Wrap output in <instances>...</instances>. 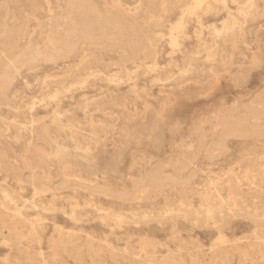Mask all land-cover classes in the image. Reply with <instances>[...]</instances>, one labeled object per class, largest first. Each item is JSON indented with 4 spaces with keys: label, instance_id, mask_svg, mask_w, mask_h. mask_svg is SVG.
Returning <instances> with one entry per match:
<instances>
[{
    "label": "rangeland",
    "instance_id": "rangeland-1",
    "mask_svg": "<svg viewBox=\"0 0 264 264\" xmlns=\"http://www.w3.org/2000/svg\"><path fill=\"white\" fill-rule=\"evenodd\" d=\"M91 1L140 43L74 33L51 59L76 16L69 0H0V75L39 52L0 90V264H264V219L252 218L264 216V138L211 149L228 121L253 114L264 127V0L232 34L224 21L239 4L205 0L174 46L185 0ZM151 120L162 154L139 130L120 182L84 179L82 158L121 150Z\"/></svg>",
    "mask_w": 264,
    "mask_h": 264
},
{
    "label": "bare ground",
    "instance_id": "bare-ground-1",
    "mask_svg": "<svg viewBox=\"0 0 264 264\" xmlns=\"http://www.w3.org/2000/svg\"><path fill=\"white\" fill-rule=\"evenodd\" d=\"M204 1L205 0H185V3L183 5L184 8H183L181 21L178 20L177 22H179V23L177 25H173V27L170 31V40H171V43L173 44V46H174V44L178 43L179 36L184 33L186 23H184L182 21V18H184L185 16H187L189 14H196V11H198L199 7H201L200 5L202 3H204ZM234 1H236L239 4L238 16L235 17L233 15H229V18L226 21H224L225 22L224 23L225 31H229V34L230 33L232 34V33L239 31L238 29L240 27L238 26V23H239L238 17L242 16L245 19V17L249 18V16H253L251 10L256 6V4L253 3L255 0L254 1L253 0H243V1L242 0L241 1L240 0H234ZM68 4H69L70 9H74L76 16H75V19L73 20L72 28L67 34L66 41L65 42H57V43L52 42V45H51L52 53L50 55L51 59H58L59 57H63L72 51V47H71V43L69 41V38L72 35H74V33H78L82 37H84L85 39L92 40V41L107 40L108 38H111L115 34H122L123 36H125L128 39L130 44L138 45L140 43L139 41H137L135 39L132 32L129 30V28L126 27V25L120 24V23L116 22L114 19L109 18V17L104 18L102 16L101 12L99 11V9L96 8L95 4L91 0H69ZM92 15L94 17H92ZM2 28H3V32H2L3 37H7L8 35H10L11 31L8 27L5 26V24L2 26ZM109 28H112L113 31H110ZM212 32L216 36L218 35V31L216 28H212ZM123 40H124V38H123ZM76 44H78V43L76 42ZM211 54L213 55L214 53L211 52ZM38 55H39V52L36 50H33L32 48H29L28 50L24 51V53L20 56V58H18L16 60L14 65L12 67H9L8 70H5L2 76L0 75L1 76L0 77V90L9 86V84H11L12 81L15 79L14 74L17 71L18 66L24 65L25 62L32 61ZM69 58H70V56H69ZM153 60H155V59H153ZM13 69H14V72H11V70H13ZM189 72H193V70H191ZM193 73H195V72H193ZM250 116L254 117L255 121L253 123H250L247 120H244L242 122H236V121L235 122L234 121L226 122L222 128V132H221L220 136L218 137L219 140L213 141L211 149L213 151H218L220 149H223L226 145L227 139L230 137L243 138V137H247L250 134H254L259 138L260 137L264 138V127H263L261 121L259 120V116L253 115V114H251ZM140 124L141 125L139 127H137L135 130V132H137V133H133L132 131H130V132H126L124 134L123 145H125V147H123V145H122L121 150H110L109 151L107 149H100L99 150V156H98L97 160L90 161L87 158H82V159H84V161L80 160L81 161L80 164L83 165L84 170H80L79 172L81 173V175H83V177L86 181H88L90 183H95V182L98 183L99 180L104 181V182L108 180V181L112 182L113 184H115V182L113 180L120 182V179L123 176L121 170L125 166V164L127 163V160H128V155H127L128 147H129L130 143L133 142V140L141 138V134L138 133L139 130L144 131L142 135L145 136L147 140H149V142L151 143V146H152L156 155H160L164 152L163 150L165 148H167L166 145L169 143L167 140V136H165V134L162 131L158 132V133L156 132L157 131L156 130L157 124L154 123L153 120L143 121V123H140ZM132 163H133V161H132ZM190 163H192V162H190ZM175 173H177V172H175ZM72 178H73V176H72ZM32 183H33V181H32ZM229 188H230L231 192L236 193L237 188H235L233 186H229ZM219 198L221 201V205L223 206L222 208H226L227 210H229L231 212H236L239 209V204H237V201H236V199H234V197L228 203L225 202L223 199H221L220 196H219ZM210 199H211L210 194H206L204 197V201L207 205L206 210H205L207 215H212L215 212L214 206L209 205ZM194 210H196V209H194ZM252 218L256 221H262L264 219V216L261 213L255 212L254 214H252Z\"/></svg>",
    "mask_w": 264,
    "mask_h": 264
}]
</instances>
